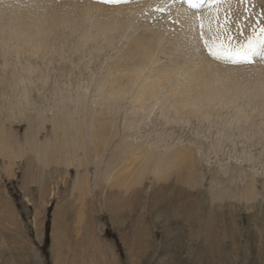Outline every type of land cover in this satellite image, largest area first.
<instances>
[{
    "label": "rangeland",
    "instance_id": "1",
    "mask_svg": "<svg viewBox=\"0 0 264 264\" xmlns=\"http://www.w3.org/2000/svg\"><path fill=\"white\" fill-rule=\"evenodd\" d=\"M29 1L55 24L38 56L0 42V264H264V64L218 62L154 10L112 31L87 0ZM252 4L249 23L264 10ZM159 28L140 77L169 73L159 93H111Z\"/></svg>",
    "mask_w": 264,
    "mask_h": 264
},
{
    "label": "bare ground",
    "instance_id": "2",
    "mask_svg": "<svg viewBox=\"0 0 264 264\" xmlns=\"http://www.w3.org/2000/svg\"><path fill=\"white\" fill-rule=\"evenodd\" d=\"M37 1H38V3L41 2L42 7L47 3L54 4L53 2H56V0H37ZM3 2H4V4L3 3L1 4V0H0V17H3L2 13H3V8L5 5H8V6L12 5L13 9H9V12H7L6 15L4 16L5 21L4 20L3 21L6 22V24L8 25V29L5 32L4 27H2V28H0V32L2 35L7 34V38H5L3 36V38L0 40V42L1 41L7 42V40H9L11 38L14 39V45H12V46H14V49H16L15 52L19 56L22 55L21 53H27L26 55H28L29 57H34L36 55L37 56L40 55L42 50L47 52L48 45L46 43L47 40L45 39V36L47 34H49V33H47L49 31V29L50 28L52 29V27H54L55 20L50 19L48 21V20H46L47 18H45V19L42 18V12H39V8L34 9L31 12L29 10L30 9V4H29L30 1L28 2V0H3ZM159 2H160V0H141L140 2H135L134 4H128V5L123 4V5H119V6L115 5L113 7L112 6L107 7L106 5H103L101 3L99 4L97 1L93 2L92 0L91 1L87 0V4L90 5V9L92 11H93L92 8H94V10L96 9L97 11L100 10V12L103 9L105 10V11H103V13H100L101 15H99L100 20H98V24H101L104 28H106L108 30L110 27L111 28L113 27L112 31L115 30L114 25H115V27L119 26L122 28L124 26L123 24L125 23L126 18L131 19L135 15V18L132 19L133 20L132 23L133 22L135 23L134 20L139 18V16H142V15H148L149 16L150 15L149 13L154 10V6L156 4H158ZM61 3H67V2H61ZM2 5H3V7H2ZM44 8H47V7H44ZM46 11L47 10L43 9V12H46ZM57 12L58 11H56V13ZM178 12H181V6L179 4H177L175 7H173L171 9V11L168 12L167 14H163V12L155 11L156 14H154V15L156 16L155 17L156 19L158 18L162 22L165 21L167 23V26H169V24L171 25L172 22L177 19V13ZM63 13H65V12H63ZM54 15H55V13H54ZM179 19L181 21L184 20V17L182 14L179 16ZM111 22H113V24ZM166 23H164V24H166ZM163 28H165V26H163ZM163 28H159V29L155 30L157 40L150 39L152 37V35H150V38H148L150 41L149 43L135 42V44L132 45V48L129 52V56L127 57L128 58V64H127L128 68H126L125 72H123V70L121 69L122 75L118 73V75H120V76L115 77V79L113 78L114 79V80H112L113 82L109 83L110 85H109L108 89L111 93H113V94L117 93V95H119V96L124 95L128 91H130L131 87H134L133 85H135L137 83H138L137 85L139 87L138 89H140V90H137V95L135 97L137 99H141L143 96L146 98H153V95L156 94L158 91H160V88H161L162 83H163L162 81L166 79V78L165 79H163V78L166 76H169V75H167L169 73H165L164 71L163 72H157V71H160L158 69L155 72H153V71L147 72V74H145L143 79H141V80H140V77L143 74V72L145 71L146 67H148V64H146V63L148 62V59L150 58V55H151V52L153 51V48H155L156 45H158V43H160L159 40H161L160 38H161V35L163 33ZM187 30H190V29L187 27ZM111 33H112L111 31L109 32V35L107 33V39H109V40L114 38ZM190 33H193V32H190ZM190 33H189V35H190L189 38L190 39L194 38L197 45L201 46L200 43H198V41H197L196 35L194 33L193 34H190ZM46 38H47V36H46ZM9 51L10 50L6 51L5 54L3 52L2 53H3V55H8V54H10ZM18 62H19V60H18ZM6 65H8V64H5L4 67H6ZM17 65L19 66L18 63H17ZM4 67H2V68H4ZM34 67L35 66H33V65L28 66V64H27L26 68H29V70L34 71ZM239 67H241V66H239ZM239 67H237V69ZM243 67H245V66H243ZM224 68H222V69H224ZM259 69L264 72V68H259ZM225 70H227V69H225ZM257 70H258V68H257ZM218 71H220V70H218ZM119 72H121V71H119ZM171 72H172V70H171ZM224 74H227V73H223V75ZM225 76H227V75H224L222 77H225ZM109 79H110V77H109ZM135 87H136V85H135ZM202 88H200V93H199V91H198V93L201 95V99H203L204 102L211 104L213 101H215L218 98L217 95H215V92H214L215 89L212 87H207V83H205L202 86ZM170 95L171 96L175 95V97H178L179 100L183 101L184 103H186V101H188V99H190L192 97L190 86L186 85V84H176V86L173 88L172 93ZM154 98H155V96H154ZM135 101L137 102V100H135Z\"/></svg>",
    "mask_w": 264,
    "mask_h": 264
},
{
    "label": "snow or ice",
    "instance_id": "3",
    "mask_svg": "<svg viewBox=\"0 0 264 264\" xmlns=\"http://www.w3.org/2000/svg\"><path fill=\"white\" fill-rule=\"evenodd\" d=\"M102 2L117 5L129 0ZM177 4L181 6V12L177 13L175 23L193 30L202 50L210 58L236 66L264 64V23L261 22L264 10L254 23H249L254 6L252 0H160L154 11L170 12ZM234 4L243 16L233 14ZM181 14L183 21L179 19Z\"/></svg>",
    "mask_w": 264,
    "mask_h": 264
},
{
    "label": "trees",
    "instance_id": "4",
    "mask_svg": "<svg viewBox=\"0 0 264 264\" xmlns=\"http://www.w3.org/2000/svg\"><path fill=\"white\" fill-rule=\"evenodd\" d=\"M50 239H51V223H50V220H47L46 230H45V238H44L45 244H49Z\"/></svg>",
    "mask_w": 264,
    "mask_h": 264
}]
</instances>
